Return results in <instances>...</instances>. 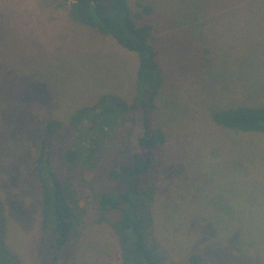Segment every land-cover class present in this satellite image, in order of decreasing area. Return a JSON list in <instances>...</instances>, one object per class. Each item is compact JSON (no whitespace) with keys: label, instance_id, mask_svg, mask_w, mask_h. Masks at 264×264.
Listing matches in <instances>:
<instances>
[{"label":"rangeland","instance_id":"rangeland-1","mask_svg":"<svg viewBox=\"0 0 264 264\" xmlns=\"http://www.w3.org/2000/svg\"><path fill=\"white\" fill-rule=\"evenodd\" d=\"M128 1L142 16L137 25L154 28L164 76L152 122L167 142L137 212L148 245L158 264H188L193 253L206 264H264V134L213 119L232 107L264 106V0ZM58 3L65 5L0 0V201L8 219L0 255L3 264H122L113 229L94 222L99 198L115 192L102 167L116 156V138L75 174L62 155L73 144L77 110L106 94L133 101L139 57ZM51 119L64 127L52 170L77 215L56 262L55 237L39 256L43 186L34 167Z\"/></svg>","mask_w":264,"mask_h":264},{"label":"trees","instance_id":"trees-1","mask_svg":"<svg viewBox=\"0 0 264 264\" xmlns=\"http://www.w3.org/2000/svg\"><path fill=\"white\" fill-rule=\"evenodd\" d=\"M60 0H52L58 2ZM68 5L70 18L113 37L119 45L139 57L137 94L130 103L118 95H102L96 103L81 107L71 118L73 144L62 155L63 166L75 174L89 167L96 152L103 151L104 142L116 138L115 157L108 158L102 169L114 185V195H103L97 206L95 223L111 227L119 241L122 264H158L159 260L148 245L146 223L137 216L141 196L161 166L167 136L159 125H153L156 99L164 84L163 71L152 44L153 26L137 25L141 19L128 0H62ZM59 7H65L58 3ZM151 14L150 6H142ZM4 20V14L2 16ZM2 21H0L1 23ZM214 121L226 128L264 134V106L232 107L213 114ZM64 127L57 119L48 120L41 140L40 153L34 167L43 186L42 237L39 256L49 245L56 262L72 236L76 213L69 205L71 195L52 170L56 141L64 140ZM121 132L118 134V132ZM119 135L120 140L116 137ZM117 148V149H116ZM120 157V158H119ZM68 188V187H67ZM119 190H122L119 192ZM82 212H85L82 209ZM0 201V249L6 246L7 217ZM78 223V222H77ZM4 256L0 255V264ZM188 264H206L203 256L189 255ZM55 264V263H54Z\"/></svg>","mask_w":264,"mask_h":264},{"label":"crops","instance_id":"crops-1","mask_svg":"<svg viewBox=\"0 0 264 264\" xmlns=\"http://www.w3.org/2000/svg\"><path fill=\"white\" fill-rule=\"evenodd\" d=\"M6 216H7V215H6ZM41 236H42V235H41ZM6 240H8V239H7V235H6ZM6 243H8V242H6Z\"/></svg>","mask_w":264,"mask_h":264}]
</instances>
